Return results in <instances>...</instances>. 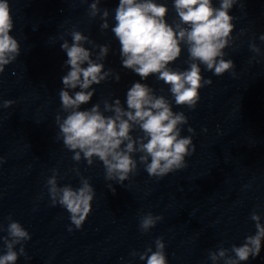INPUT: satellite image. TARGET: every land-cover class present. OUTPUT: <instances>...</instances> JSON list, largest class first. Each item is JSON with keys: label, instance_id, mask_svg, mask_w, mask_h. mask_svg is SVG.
Returning a JSON list of instances; mask_svg holds the SVG:
<instances>
[{"label": "clouds", "instance_id": "obj_1", "mask_svg": "<svg viewBox=\"0 0 264 264\" xmlns=\"http://www.w3.org/2000/svg\"><path fill=\"white\" fill-rule=\"evenodd\" d=\"M100 0H93L89 16H100L101 30L109 27V11L98 7ZM243 6L242 0H220L219 7L213 0H173V7L180 23L169 24L166 20L168 7L154 0H119L115 9V25L111 28L119 41L122 67L137 74L141 80L156 75L158 80L169 85L175 105L194 110L200 100V89L212 84L210 78L202 75L204 70L216 76L232 72L235 65L225 59V49L234 42L232 33L234 17L229 14L234 5ZM14 27L8 0H0V74L20 55V44L10 33ZM72 42L64 40L62 50L66 52V65L69 70L62 79L63 88L59 91L62 112L57 114L58 136L63 145L74 153L72 159L86 160L89 166L98 159L105 169V178L123 185L130 174H135L139 163L144 165L150 177L161 179L169 173L186 168V157L195 152L191 136H182V126L188 124L184 112H174L172 102L163 95H156L146 83L134 82L126 92V107L121 100L104 101L103 111L99 103L81 110L94 94L93 85L120 75L112 69L105 70L108 45H96L82 32H70ZM259 39L264 41V34ZM99 48L93 59L92 52L84 45ZM183 46V47H182ZM188 52V68L185 70L170 67L180 58L183 49ZM250 50L259 54L260 48L252 43ZM86 65V66H85ZM234 75V73H233ZM77 89H79L77 91ZM15 102L4 100L2 107L9 108ZM111 113V115H105ZM139 130L143 135L134 137L132 132ZM188 131L194 133L189 127ZM207 131V129H205ZM150 159V162H149ZM2 162V158H0ZM79 175V169H75ZM58 170L48 178L46 186L51 205L59 204L70 214V221L76 229L82 228L92 212L95 190L89 180L81 176L80 187L58 185ZM110 189L112 188L109 185ZM114 191V189H112ZM250 219L255 222L254 235L245 237L243 244L223 247L209 252L213 264H240L249 258L259 256L264 241V223L261 216L253 212ZM163 216L148 213L140 219V229L146 233L155 227ZM8 236L4 237L6 252L0 255V264H16L18 257L27 258L23 242L31 239L29 232L9 217ZM70 232L72 228L68 229ZM16 245H21L19 252ZM234 254V255H230ZM139 255L146 264H168L163 238L155 240V251L151 247Z\"/></svg>", "mask_w": 264, "mask_h": 264}]
</instances>
